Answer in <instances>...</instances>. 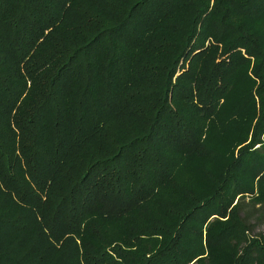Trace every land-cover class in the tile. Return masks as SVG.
<instances>
[{
    "label": "trees",
    "instance_id": "trees-1",
    "mask_svg": "<svg viewBox=\"0 0 264 264\" xmlns=\"http://www.w3.org/2000/svg\"><path fill=\"white\" fill-rule=\"evenodd\" d=\"M264 0H0V264H264Z\"/></svg>",
    "mask_w": 264,
    "mask_h": 264
},
{
    "label": "rangeland",
    "instance_id": "rangeland-1",
    "mask_svg": "<svg viewBox=\"0 0 264 264\" xmlns=\"http://www.w3.org/2000/svg\"><path fill=\"white\" fill-rule=\"evenodd\" d=\"M251 208L247 205L244 212H241L242 216H246V222L251 225L250 233L252 235L262 234L264 236V216L261 220L257 221L255 217L250 215Z\"/></svg>",
    "mask_w": 264,
    "mask_h": 264
}]
</instances>
